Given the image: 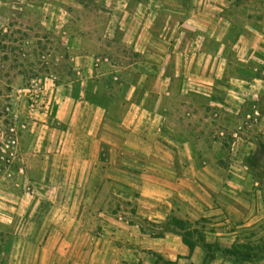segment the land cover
Masks as SVG:
<instances>
[{
	"label": "crops",
	"instance_id": "obj_1",
	"mask_svg": "<svg viewBox=\"0 0 264 264\" xmlns=\"http://www.w3.org/2000/svg\"><path fill=\"white\" fill-rule=\"evenodd\" d=\"M27 1L56 21L72 70L43 82L45 107L19 106V156L0 161V264H204V243L190 247L173 218L214 222L207 264H235L223 251L248 219V174L239 159L202 165L169 131L166 103L180 55L190 89L220 105L228 46L205 42L230 32L237 0H101L105 18L74 16L83 0Z\"/></svg>",
	"mask_w": 264,
	"mask_h": 264
},
{
	"label": "rangeland",
	"instance_id": "obj_2",
	"mask_svg": "<svg viewBox=\"0 0 264 264\" xmlns=\"http://www.w3.org/2000/svg\"><path fill=\"white\" fill-rule=\"evenodd\" d=\"M83 1L88 10H79L74 16H107L98 11L101 0ZM233 10L235 22L230 32L220 42H205L214 54L219 46H228L220 59L229 62L228 80L218 88L220 105L190 89L186 77L188 59L179 55L172 59L170 67L174 82L166 103L170 110L167 127L174 136L192 145L202 165L218 158L240 160L242 172H247L249 179L248 195L243 200L249 215L231 229L236 232L231 249L236 255L235 264H264V0H237ZM45 12L27 0H0V161L1 140H6L3 134L12 124L7 108L21 102L17 90L31 80L47 82L51 75L58 77L56 82H62L72 70L71 55L56 32V21H48ZM136 207L130 202L127 209L134 215ZM135 220L144 231L157 235L165 232L138 216ZM177 220L192 244H205L207 237H212L211 220L188 224ZM217 245L212 243L211 247ZM157 264L169 263L159 259Z\"/></svg>",
	"mask_w": 264,
	"mask_h": 264
},
{
	"label": "built area",
	"instance_id": "obj_3",
	"mask_svg": "<svg viewBox=\"0 0 264 264\" xmlns=\"http://www.w3.org/2000/svg\"><path fill=\"white\" fill-rule=\"evenodd\" d=\"M17 96V99L21 102L17 104V107L11 104V106L7 108L12 124L9 126L6 134H3V136H6V140H1V150L3 152L2 160L10 165L13 164L19 156L20 134L27 125L25 121L21 120V114L19 113L20 103H25L29 114L45 107L47 103L46 88L41 79L31 80V82L19 88L17 90ZM2 170L3 166L0 164V172Z\"/></svg>",
	"mask_w": 264,
	"mask_h": 264
},
{
	"label": "trees",
	"instance_id": "obj_4",
	"mask_svg": "<svg viewBox=\"0 0 264 264\" xmlns=\"http://www.w3.org/2000/svg\"><path fill=\"white\" fill-rule=\"evenodd\" d=\"M172 221H174L176 223L178 220L176 218H173ZM183 224H188V222H184ZM184 240L186 241V243H188V245H190V247H193L194 244L187 241L186 235L184 237ZM204 248L207 251V257H206L204 264H207V262H211L215 259V252L220 251V248L218 245L215 247H211V244H206V243L204 244ZM212 248H213V250H212ZM211 250H212V253H211ZM223 252L227 255H230L231 257L236 256L233 252V249H225Z\"/></svg>",
	"mask_w": 264,
	"mask_h": 264
}]
</instances>
